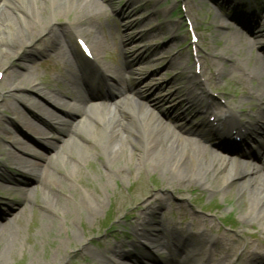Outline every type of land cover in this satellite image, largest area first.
I'll list each match as a JSON object with an SVG mask.
<instances>
[{
    "label": "bare ground",
    "instance_id": "bare-ground-1",
    "mask_svg": "<svg viewBox=\"0 0 264 264\" xmlns=\"http://www.w3.org/2000/svg\"><path fill=\"white\" fill-rule=\"evenodd\" d=\"M100 1L102 2L0 0V94L5 91L8 95L0 100V110L9 112L18 122L13 126L12 122L4 125L0 120V141L8 140L14 148L10 152L1 151L0 157H7L13 172L29 173L32 178L29 182L26 179L7 178L0 171V183L2 188H7V184L24 188L25 192L31 193L30 197L38 189H41V193L44 190L49 191V194L43 192V199L36 204L39 211L37 236L45 234L52 244L42 262L74 264L78 258H87L88 264H107L115 257L119 260L117 264L153 262L144 256L125 253L120 242L112 244L106 236L95 241L91 238V229L88 226L90 222L98 219L103 204L98 200L94 202V208L85 207L78 199L76 191L66 188L63 184L65 179L80 183L86 189L91 186L79 171L72 175L64 167L65 164H73L87 167L104 189H107L109 181L125 179V169L128 172L127 177L135 175L140 179L141 175H151L163 166L174 175L163 178L164 186L176 182L182 185L195 182L194 185H199L209 193L226 195L237 184L236 199L243 210L242 225L253 228L248 217L254 215L260 229H252L254 233L251 235H258L257 239L253 236L250 241H246L247 234L241 230L238 238L217 231L213 233V226H208L205 220L199 218H193L192 221L201 225L200 233L192 234L186 240L182 237V230L169 226L162 227L160 235L151 236L146 233L142 239L156 245L159 252L168 253V259L163 264H186L192 257L200 259V264H225L232 257H236L235 262L253 264L255 260V264H264L262 259L257 258L264 257V154L257 160L260 165H249L248 168L243 161L251 157V154L239 153V157L231 162L215 156L216 152L226 151V147L220 143L221 140L232 136H241L240 144L250 141L253 148H264L259 128L250 121L254 116L247 114L243 118L244 112L235 109V104L231 106L232 103L228 101L220 107L217 102L208 100V84L199 82L197 76L188 77L187 93L191 95L190 99H180V90L177 89L167 97L153 96L146 100L140 91L129 87L130 80L125 74L128 72L131 75L129 71H132L133 75L140 78L141 72L145 75L149 72L136 69V66L143 63L150 65L156 61L150 47L141 48L137 51L139 54L124 49L123 54L132 62H122L112 68L98 63V56L103 53L104 39L111 31L106 11ZM249 16L250 14L247 15ZM263 17V12L258 13L260 23L250 26L244 22V31L232 34L236 37L240 50L249 47L256 39L264 38ZM61 19L64 21H60ZM76 38L86 42L90 54L98 64H85L80 57L74 55L76 50L72 48L71 41ZM136 39L129 37L124 45L135 42ZM66 44H70L76 68L70 64ZM248 52L251 56L250 48ZM41 56L56 57L61 61L63 68L58 71V77L62 83L56 80L52 83L47 79L37 81L30 74L33 67L28 63ZM213 58L218 59V56L214 55ZM251 58L252 67L245 70L240 66L241 59L233 60L228 56L225 61H228L231 72H237L241 78H258L264 81V58ZM204 63L209 64V61ZM21 69L24 73L20 72ZM207 81L209 83L210 79ZM161 87L163 85H159L157 89ZM99 89L104 96H111L112 99L95 94ZM31 91L34 94L29 93ZM247 95L251 100H264V88ZM99 96L110 101L104 105L98 104L96 110L87 113L89 100ZM145 100L152 105L150 108L143 106ZM168 100L176 101L186 113L192 107L198 108L200 114L213 117V122L182 124L185 118L180 121L177 116L172 115L167 116L169 122L175 123L170 129L163 123L164 118L156 113V108ZM19 103H23L24 107ZM203 126L209 128L211 136L204 133L201 129ZM11 129L14 130L13 133ZM237 145L232 143L230 146ZM37 147H41L43 152H34ZM64 156L65 160L62 159ZM59 159H62L61 162ZM30 163L31 168L25 170ZM55 174L60 175L61 179L55 178ZM105 191L109 193L108 190ZM142 194L141 182L131 191L129 197H124L120 191L116 193L113 199L114 215H117L121 207L134 205L130 209L128 220L118 224L133 227L135 230L148 222L156 209L152 207V202L142 200ZM61 197L71 199L73 203L67 204ZM157 199L158 205L165 208V200L162 197ZM26 209L23 205L11 220L0 224V239L3 235L11 239L18 235L19 227H13L20 225L21 216ZM81 212L85 213L86 219L81 223L83 232L78 233L74 229V214L79 215ZM53 215H59L73 229L69 235L60 236L51 218ZM114 239L119 237L115 236ZM93 242L96 251L92 247ZM203 244L204 251L201 246ZM96 252L110 257L97 263L92 258L98 255ZM235 262L230 261L229 264Z\"/></svg>",
    "mask_w": 264,
    "mask_h": 264
},
{
    "label": "rangeland",
    "instance_id": "rangeland-1",
    "mask_svg": "<svg viewBox=\"0 0 264 264\" xmlns=\"http://www.w3.org/2000/svg\"><path fill=\"white\" fill-rule=\"evenodd\" d=\"M101 3L106 11L108 24L111 26L110 33L104 39L103 53L98 56V62L101 65L112 68L119 66L122 62H132L128 56L126 57L123 54L124 49L127 52L139 54L137 51L141 48L150 47L151 52H153L152 57H155L156 61L150 65L149 63L137 65L136 69L154 71L153 75L149 74V72L146 75L141 72L140 78H138L135 75L129 76L127 73L126 75L131 78L129 87L133 90L136 89L137 92L140 91L146 100H150L153 96L157 98L166 97L176 89H179L180 96L186 99L190 97L187 95L186 90L189 86L187 78L197 76L198 81L208 84L206 85V95L210 100H215L219 106H224V103L228 101V103H232L231 106L235 104V109H241L244 112V116L246 114L254 116L251 121L259 128V134L262 135L260 140L264 141V121H262V119L264 120V100H251L248 99L247 95V93L261 91L264 88V81L258 78L253 80L241 78L237 72H231L228 61H225V58L230 56L233 60L241 59L240 66L244 70L251 68V57L261 56L264 58V38L256 39L249 47L243 48L245 49L243 52V49L240 50V45L236 42V37L232 35L237 31H244L239 25L242 20L238 19L239 21H235L231 18L222 17L224 16L222 8L227 11L237 10L238 12L235 13L237 16L250 12V22L247 21V23L251 24V26H256L260 23L258 21V13H264V0H102ZM251 13L255 14L251 15ZM60 21L64 20L61 19ZM262 21L264 22V19ZM188 23L193 24L197 42H191L188 37L186 28ZM220 25H223L224 29L219 30ZM129 37L137 39L135 42L124 45L129 40ZM71 45L73 46L72 48H75L76 53L81 56L74 40L71 41ZM249 48L251 56L248 52ZM65 49L70 61H73V53L72 49L69 48V44L65 45ZM214 55L218 56V59L213 58ZM83 58L86 59L85 57ZM12 61L15 62L14 60ZM204 61H209V64H203ZM28 64L32 65L33 69L30 74L37 78V81L47 79L52 83L55 80L62 83V80L58 77V71H62L63 64L56 57L41 56ZM134 69L135 67H133ZM20 72L24 73V70L21 69ZM1 75L2 72L0 70ZM207 79H210L209 83ZM161 84H163V87L155 91L154 88ZM38 88L40 87L38 86ZM29 93L34 94L32 91ZM14 94L18 95L19 93ZM7 97L8 95L5 91L0 94V100ZM146 100L143 102V106L150 108L152 105L146 103ZM19 105L24 107L23 103H19ZM183 111L176 101L171 100L168 103H162L161 106L156 108V113L164 118L163 123L170 129L173 128L175 123L169 122L167 116L179 115L178 117H180L183 115ZM183 117L185 118V123L192 122L194 125L202 121H208L207 116L198 115L197 109L194 107L189 109ZM0 120L4 125H8L9 122H12L13 126L16 123L18 124L7 111L0 110ZM181 123L183 124V122ZM11 130L13 133L14 130ZM3 150L7 152L13 151L14 148L11 142H8V140L0 141V153ZM253 150L257 152V155L264 154V148L257 150L254 147ZM34 151L42 152V148H35ZM215 156L221 159L223 157L227 162H231L230 156L218 153ZM64 157L62 158L63 160L66 159ZM0 158V171L7 178H16L17 180L26 178L28 182L32 181L30 176H19L20 172H13L10 169V161L6 156ZM62 159H59L60 162ZM249 165L254 167L260 164L249 159L245 162V167L248 168ZM31 166L32 164L30 163L25 169H29ZM64 167L72 175L79 171L91 185L90 188L86 189L73 180H63L66 188L76 191L78 199L85 207L94 208V202L98 200L103 204V209L100 211L98 219L90 222L88 226L91 229V238L95 241L101 240L106 236L112 244L120 242L123 251L131 254V256L140 255L152 261H165L167 254L164 251L159 252L156 245L144 241L142 239L143 235L146 233L151 234V236L160 235V229L169 226L184 231L186 234L183 232L182 235L190 237L192 234L195 235L201 231V225L193 223V218L205 220L208 226H213L215 229L213 233L217 231L238 238L239 230H241L247 234L246 241H250L253 236H255V239L258 238L256 234L251 235V233H254L252 229H260L254 215L248 217L253 228L249 229L246 227L247 225H242L241 214L243 210L236 199L237 184L230 188L226 195H221L218 192L209 193L202 190L199 185H194L195 182L190 185H182L176 182L173 185L164 186L163 178L174 175L163 166L151 175H141L140 179L135 175L127 177L128 172L125 169L123 172L125 179L109 181L107 189H104L87 167L73 164H65ZM55 178L61 179L58 174H55ZM140 182L143 189L142 200L144 202H152V207L156 209V212L152 214V217L150 216L147 223L134 230L133 227L118 224V222L121 223L128 220L130 209L134 205L121 207L117 215H114L113 199L118 191L124 197H129L131 191ZM1 185L0 183L1 225L11 220L13 215L23 205L27 209L21 216L20 225L13 227L16 229L19 227L20 232L18 235L16 237L13 236V239L3 235L0 239V264H32L30 262H34L33 264H44L42 262L43 257L52 248V244L49 241L50 238H46L45 234L43 236L38 234L37 236L38 230L36 227L39 224V211L36 204L43 199V196H41L43 192L49 194V191L44 190L41 193V189H38L37 193L32 194V197H30L31 193L25 192L24 188L9 184L6 185L7 188H2ZM105 190H108L109 193ZM159 197L165 200V208H161L158 205L159 201L157 198ZM153 199L155 200L153 201ZM61 200L67 202V204L73 203L71 199L66 197H61ZM51 218L54 220L61 237L69 235L73 230L67 226L65 220L60 218L59 215H53ZM74 218V229L78 233H82L81 223L86 219L85 213L81 212L79 215L76 213ZM192 224L193 226L191 227ZM115 236L119 237V239L115 240ZM201 246L204 251L205 244ZM92 247L96 251L94 242ZM210 248H212L211 245ZM240 248L238 252H240ZM70 249L68 248V250ZM108 257L110 256L106 257V254L101 255V253H98L97 256L92 258L97 263H100L106 258L108 259ZM257 258L264 261V257ZM111 261L113 263L107 262V264H117L119 262L116 257L111 259ZM230 261L235 262L236 257H232ZM230 261H226L225 264H229ZM256 262L254 260L253 264ZM74 264H88V259L84 258L82 260L78 258ZM186 264H200V259L192 257ZM235 264L247 263L237 261Z\"/></svg>",
    "mask_w": 264,
    "mask_h": 264
}]
</instances>
